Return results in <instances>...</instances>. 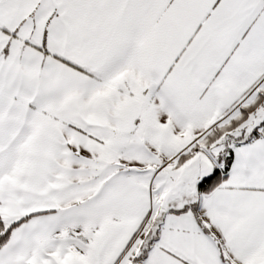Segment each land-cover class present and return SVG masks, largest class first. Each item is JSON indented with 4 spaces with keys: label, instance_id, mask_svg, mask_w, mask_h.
Returning <instances> with one entry per match:
<instances>
[{
    "label": "snow or ice",
    "instance_id": "snow-or-ice-1",
    "mask_svg": "<svg viewBox=\"0 0 264 264\" xmlns=\"http://www.w3.org/2000/svg\"><path fill=\"white\" fill-rule=\"evenodd\" d=\"M0 264H264V0H0Z\"/></svg>",
    "mask_w": 264,
    "mask_h": 264
}]
</instances>
